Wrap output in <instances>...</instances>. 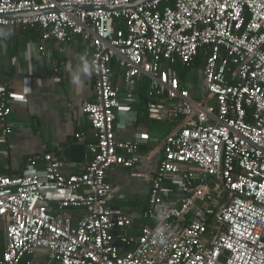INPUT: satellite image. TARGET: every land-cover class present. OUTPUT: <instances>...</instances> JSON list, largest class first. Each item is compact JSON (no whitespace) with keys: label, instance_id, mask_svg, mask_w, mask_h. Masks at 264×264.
<instances>
[{"label":"built area","instance_id":"1","mask_svg":"<svg viewBox=\"0 0 264 264\" xmlns=\"http://www.w3.org/2000/svg\"><path fill=\"white\" fill-rule=\"evenodd\" d=\"M132 1L0 0V28H38L43 41L79 37L95 87L82 107L95 141L81 172L66 174L48 152L41 172L0 175V264H32L26 256L39 248L56 264H264V0H147L105 9ZM204 51L195 98L176 66L191 67ZM114 62L127 86L144 78L150 97L171 100L169 115L179 123L165 138L147 192L149 222L138 231L107 203V171L139 161L137 141L116 137L117 115L128 108L111 82ZM9 115L0 86V122ZM10 132L6 124L2 133ZM79 208L87 212L74 223L65 211Z\"/></svg>","mask_w":264,"mask_h":264},{"label":"crops","instance_id":"2","mask_svg":"<svg viewBox=\"0 0 264 264\" xmlns=\"http://www.w3.org/2000/svg\"><path fill=\"white\" fill-rule=\"evenodd\" d=\"M9 28H0V86L7 89L10 97V115L6 123L0 122V175H22L32 169L41 172L42 156L48 152L64 164L66 174L79 173L91 157L89 144L95 141V131L82 110L86 102L95 98L91 70L89 74L81 73V85L72 83V74L84 62L89 64L84 45L77 36L64 42L43 41L37 31L27 33L29 28ZM39 45L44 46L43 51H38ZM203 60L202 56L199 65L188 67L181 78L182 85L195 98L200 96ZM110 78L119 88L121 103L128 108L117 115L116 137L137 141L139 161L130 168L114 166L107 171L112 186L107 203L112 212L132 217V229L138 231L149 222L144 216L147 192L165 138L177 130L179 123L169 115L173 102L164 95L150 97L146 79L139 78L135 85L127 86L115 62L111 64ZM6 124L11 132L3 135ZM76 133H82V140L75 137ZM35 157L29 165V158ZM47 193L52 197L59 195L51 188ZM178 195H170L168 202L175 203ZM86 212L85 208L65 211L74 223ZM4 246L5 235L0 225V255ZM25 260L32 264H56L44 248Z\"/></svg>","mask_w":264,"mask_h":264},{"label":"water","instance_id":"3","mask_svg":"<svg viewBox=\"0 0 264 264\" xmlns=\"http://www.w3.org/2000/svg\"><path fill=\"white\" fill-rule=\"evenodd\" d=\"M147 0H135L130 2L129 4H123V5H118V6H112V7H105V9H121V8H125V7H131L134 8L136 5L143 3ZM96 7H92V6H76V5H69L66 6L65 9L69 10V11H76V10H85V9H93ZM48 11H53L52 9L49 10H43V11H31V12H20V13H11V14H7L6 16L8 17H28V16H33V15H38L41 13H46Z\"/></svg>","mask_w":264,"mask_h":264},{"label":"trees","instance_id":"4","mask_svg":"<svg viewBox=\"0 0 264 264\" xmlns=\"http://www.w3.org/2000/svg\"><path fill=\"white\" fill-rule=\"evenodd\" d=\"M10 28H11V27H10ZM10 28H9V29H10ZM12 28H13V27H12ZM25 30H26V29H25ZM35 31H37L36 33H37L38 35H40V37H41V33H40V31H38V28H32V29L29 28L28 31L26 30L27 33H33V32L35 33ZM0 39H1V38H0ZM2 39H4V38H2ZM206 55H207L206 51L199 53V56L197 57V59H196V61H195V63H194L195 66L199 65V63L201 62V58H202V56L205 57ZM194 64H193V65H194ZM193 65H192V66H193ZM192 66H191V67H192ZM176 69H177V72H178V74H179L180 79L183 78L184 73H185V70H186L187 68H186V67H182V66L180 67V65H177V66H176Z\"/></svg>","mask_w":264,"mask_h":264},{"label":"clouds","instance_id":"5","mask_svg":"<svg viewBox=\"0 0 264 264\" xmlns=\"http://www.w3.org/2000/svg\"><path fill=\"white\" fill-rule=\"evenodd\" d=\"M81 73L89 74L90 73V65L87 62H84L82 66L72 74V83L75 85H81Z\"/></svg>","mask_w":264,"mask_h":264}]
</instances>
